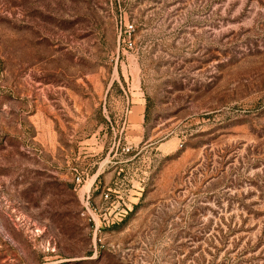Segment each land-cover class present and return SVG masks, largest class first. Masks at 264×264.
<instances>
[{
  "label": "rangeland",
  "instance_id": "rangeland-1",
  "mask_svg": "<svg viewBox=\"0 0 264 264\" xmlns=\"http://www.w3.org/2000/svg\"><path fill=\"white\" fill-rule=\"evenodd\" d=\"M0 264H264V0H0Z\"/></svg>",
  "mask_w": 264,
  "mask_h": 264
},
{
  "label": "crops",
  "instance_id": "crops-1",
  "mask_svg": "<svg viewBox=\"0 0 264 264\" xmlns=\"http://www.w3.org/2000/svg\"><path fill=\"white\" fill-rule=\"evenodd\" d=\"M89 185H90V184H89ZM89 185H88V186H86V188H85L86 190L88 189Z\"/></svg>",
  "mask_w": 264,
  "mask_h": 264
},
{
  "label": "built area",
  "instance_id": "built-area-1",
  "mask_svg": "<svg viewBox=\"0 0 264 264\" xmlns=\"http://www.w3.org/2000/svg\"><path fill=\"white\" fill-rule=\"evenodd\" d=\"M105 197H107V195H105Z\"/></svg>",
  "mask_w": 264,
  "mask_h": 264
}]
</instances>
